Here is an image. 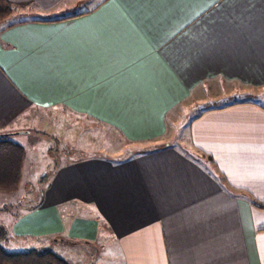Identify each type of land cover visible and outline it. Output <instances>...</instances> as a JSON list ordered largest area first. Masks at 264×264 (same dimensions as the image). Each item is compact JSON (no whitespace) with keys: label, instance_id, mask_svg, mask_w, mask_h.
Wrapping results in <instances>:
<instances>
[{"label":"crops","instance_id":"0c3cea01","mask_svg":"<svg viewBox=\"0 0 264 264\" xmlns=\"http://www.w3.org/2000/svg\"><path fill=\"white\" fill-rule=\"evenodd\" d=\"M8 1L39 20L0 29V133L59 110L157 141L68 157L15 234L94 248L90 264H264V105L236 97H264V0Z\"/></svg>","mask_w":264,"mask_h":264},{"label":"rangeland","instance_id":"374dc122","mask_svg":"<svg viewBox=\"0 0 264 264\" xmlns=\"http://www.w3.org/2000/svg\"><path fill=\"white\" fill-rule=\"evenodd\" d=\"M91 6L93 5H86L85 8ZM13 7V14L5 21L0 22V29L20 21L39 20L37 15H33L36 11L32 7L25 8L14 5ZM226 91L224 90V93ZM245 94L247 93L245 92ZM225 97L226 95H223V98ZM236 97L238 100L240 98L241 100L247 99L264 105L263 96L250 94ZM200 108H204V106L194 105L190 108L186 107L185 110L180 107L179 112L171 115L172 124L170 125L176 131V141H180L182 138L178 135L188 131V122L198 114ZM14 126L18 130L17 132L0 134H9V139L12 142L22 146L25 156L18 189L12 193L0 192V224L7 230L6 239L1 243L2 247L10 253L25 252L29 249H50L68 264H90L91 261L94 262L88 256V254L95 255L94 248L70 246L65 241V239H69L62 236H49L44 244L38 245L37 243L41 241L38 237L15 234L12 220L37 208L48 187L47 181L54 174L57 166L65 163L68 157H82L87 155L89 151L99 149L100 152H104L109 157L125 158L135 150L153 147L157 141L146 143L125 141L116 131L108 127L99 126L81 117L70 116L59 110L35 111L32 118H29L27 114L24 119L19 118L11 127L15 129ZM172 144L178 146L174 142ZM81 151L85 152L82 153ZM75 211L77 210L71 203L59 207V212L65 222L68 221L66 216Z\"/></svg>","mask_w":264,"mask_h":264},{"label":"trees","instance_id":"16d2710c","mask_svg":"<svg viewBox=\"0 0 264 264\" xmlns=\"http://www.w3.org/2000/svg\"><path fill=\"white\" fill-rule=\"evenodd\" d=\"M13 12L14 7L8 0H0V22L8 19ZM9 137L10 135H0V192L5 193H12L18 189L25 156L22 146L12 142ZM252 204L264 210V203L253 202ZM6 236L7 230L0 224V264H68L50 249L7 252L1 245Z\"/></svg>","mask_w":264,"mask_h":264},{"label":"water","instance_id":"95a60500","mask_svg":"<svg viewBox=\"0 0 264 264\" xmlns=\"http://www.w3.org/2000/svg\"><path fill=\"white\" fill-rule=\"evenodd\" d=\"M0 135H2V136H9V134H0Z\"/></svg>","mask_w":264,"mask_h":264}]
</instances>
